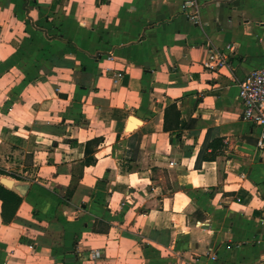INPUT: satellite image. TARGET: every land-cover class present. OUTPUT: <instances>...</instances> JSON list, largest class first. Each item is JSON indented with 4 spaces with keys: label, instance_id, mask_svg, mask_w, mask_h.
Wrapping results in <instances>:
<instances>
[{
    "label": "crops",
    "instance_id": "1",
    "mask_svg": "<svg viewBox=\"0 0 264 264\" xmlns=\"http://www.w3.org/2000/svg\"><path fill=\"white\" fill-rule=\"evenodd\" d=\"M263 68L264 0H0V264H264Z\"/></svg>",
    "mask_w": 264,
    "mask_h": 264
},
{
    "label": "built area",
    "instance_id": "2",
    "mask_svg": "<svg viewBox=\"0 0 264 264\" xmlns=\"http://www.w3.org/2000/svg\"><path fill=\"white\" fill-rule=\"evenodd\" d=\"M214 59V57H212ZM218 66L226 64L224 58L217 60ZM207 67L211 63L206 64ZM120 76V74H119ZM239 100L242 103L243 117L261 129L259 144L264 145V68L252 71L239 85ZM97 256V255H96ZM215 259V257H212Z\"/></svg>",
    "mask_w": 264,
    "mask_h": 264
},
{
    "label": "water",
    "instance_id": "3",
    "mask_svg": "<svg viewBox=\"0 0 264 264\" xmlns=\"http://www.w3.org/2000/svg\"><path fill=\"white\" fill-rule=\"evenodd\" d=\"M3 182H4V184H6V185H8V186L11 185V182H10L9 180L4 179Z\"/></svg>",
    "mask_w": 264,
    "mask_h": 264
},
{
    "label": "trees",
    "instance_id": "4",
    "mask_svg": "<svg viewBox=\"0 0 264 264\" xmlns=\"http://www.w3.org/2000/svg\"><path fill=\"white\" fill-rule=\"evenodd\" d=\"M10 195H12L13 197L17 198L14 194H10Z\"/></svg>",
    "mask_w": 264,
    "mask_h": 264
},
{
    "label": "bare ground",
    "instance_id": "5",
    "mask_svg": "<svg viewBox=\"0 0 264 264\" xmlns=\"http://www.w3.org/2000/svg\"><path fill=\"white\" fill-rule=\"evenodd\" d=\"M134 121V120H133ZM139 124H140V122H139ZM136 125V124H135ZM12 183V182H11Z\"/></svg>",
    "mask_w": 264,
    "mask_h": 264
}]
</instances>
